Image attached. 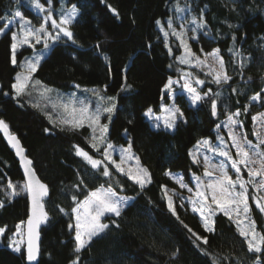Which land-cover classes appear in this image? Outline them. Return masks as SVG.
Returning <instances> with one entry per match:
<instances>
[{
  "label": "trees",
  "instance_id": "1",
  "mask_svg": "<svg viewBox=\"0 0 264 264\" xmlns=\"http://www.w3.org/2000/svg\"><path fill=\"white\" fill-rule=\"evenodd\" d=\"M32 1L0 0V27L12 21L19 9L37 20L30 8ZM68 4L79 10L71 25L75 43L67 38L55 43L33 79L64 94L90 89L115 96L117 107L109 141L117 146L131 143L141 164L150 168L151 182L141 189L114 170L111 178L104 177L102 169H93L76 155L75 146H79L94 158L100 157L91 147L90 127L52 123L49 107L39 104L36 94L15 96L11 84L21 68L10 63L11 31L6 33L0 38V119L20 138L33 168L50 189L46 203L49 223L41 232L38 264H72L77 255L79 264H213L214 257L220 264H254L257 257L264 264V253L248 252L236 224L224 214L214 216L215 231L207 233L199 216L184 212L180 205L177 219L164 196L165 188L174 186L167 172L180 173L186 183L194 185V175L201 172L191 152L205 139L216 141L217 125L229 115L241 111L244 131L253 139L252 117L264 110V0H68ZM187 6L206 21V27L191 43L195 51L218 49L232 79L217 85L206 73L187 68L193 79L204 81L199 93L211 92L197 106L185 94H177L183 117L178 118L174 129L155 128L145 112L151 108L161 114L163 105L171 104L164 85L169 78H180L185 68L178 62L179 44L172 39L170 51L159 25H166L178 8ZM235 52L240 53L239 58ZM32 55V49L21 48L18 64ZM256 93L261 94L259 105L251 104L245 111ZM213 99L216 115L212 114ZM9 181L17 186L19 195H11ZM24 183L19 162L0 132V201L4 203L0 228L6 229L0 240V264H26L24 250L17 255L10 244L30 213L27 192L20 191ZM102 185L129 198L127 206L119 217L105 218L109 227L104 234L77 254L75 213L71 210ZM255 217L262 226L261 213L255 212ZM193 232L207 236L208 244L197 242Z\"/></svg>",
  "mask_w": 264,
  "mask_h": 264
},
{
  "label": "snow or ice",
  "instance_id": "2",
  "mask_svg": "<svg viewBox=\"0 0 264 264\" xmlns=\"http://www.w3.org/2000/svg\"><path fill=\"white\" fill-rule=\"evenodd\" d=\"M33 2L35 9L39 12L45 13L42 18V23H40L38 27L34 26L29 19L24 17L22 12L17 11L15 12V16L19 18L17 21L19 29L18 31L11 32L10 63L13 66L21 68V71L16 73L14 82L11 84V88L14 90L16 97H22L25 95L31 96L32 90L37 89L38 87L42 89L41 95L52 91L51 89L42 86L40 80L33 79V74L37 71L40 60L43 58L42 54L35 56L32 59L25 57L23 63L18 64L17 52L21 48L25 45L35 48L36 44L43 43L44 48L47 49L49 47V40L56 41L59 40L61 36L66 37L68 40L75 43L73 32L71 31V25L74 23L78 15L76 5H72L71 8L66 11L62 10L59 19H56L53 16L50 6L46 7L44 4H41L39 0H33ZM112 11L115 12V9ZM181 11H183V9H181ZM49 22L51 23V28L56 29L55 34L49 30ZM192 24L194 25L192 31L206 27V21L195 17L192 19ZM8 26V24H5L4 27H0V35L4 34L5 28ZM169 26L171 27V21H169ZM164 35L167 37L169 33L165 32ZM172 35L180 40V44L183 46L186 53V56L181 58V63H189L190 61L188 57H191L197 61V66L208 69L206 74L211 75L213 77V82L217 85L228 84L231 81L232 77L227 74L225 62L223 57L219 55L218 49L208 55L216 60L219 65V71L208 65L206 60L201 61L199 60V57H196L195 54L192 53L190 45L185 39L187 36L186 30L177 31L173 28ZM97 47H99V45H97ZM229 51L234 50L229 49ZM234 54L239 58V52H235ZM105 59H107V57H105ZM240 67H244L243 61H240ZM178 83H180V81L169 78L164 85L163 90L174 93L173 86ZM195 83L203 85L204 81L197 79ZM181 87L187 90L190 94L193 105L202 101L204 96H207L208 93L211 92V89H209L208 92L204 93L202 96L188 80H185ZM124 90L125 88L121 89V91ZM233 91L236 90L233 89ZM262 91H264V89H262ZM4 94L7 95L8 93ZM94 94L99 97L100 101L95 110H90L88 105H82L79 108H76L71 101L68 104L61 105L69 119H63L60 123L79 128L83 127L85 122H87L93 132L91 137V140L93 141L91 147L95 149L96 152H100L101 147L104 149L101 153L102 159L94 158L89 152L79 146H75L76 155L82 157L93 169H102L101 174L104 177H112L113 173L109 168V165L111 164L117 172L126 175L143 189L146 183L151 182L150 173L146 168L139 166V157L135 156L132 152L131 143H129L126 148L122 147L119 149V161H117L113 158V154L116 152V147L105 139L108 131V124L101 123V116L102 114H107L106 118L111 122L112 114L116 111L117 98L115 96H100L98 92H95ZM216 95L218 96L219 93ZM251 99L253 101L260 100L261 94L256 93ZM33 107H39V105L34 104ZM211 107L212 114L216 115L217 103L215 99L212 100ZM162 110L164 112L163 117L154 116L151 108L145 112V115L150 119L157 121L155 124V127L157 128L160 127L158 122L162 119L165 128L174 129L177 119L182 118L183 113L174 104L172 106H163ZM245 111H247V109H245ZM240 115H242V113L239 110L232 115H229L228 123L226 124V127H228V136L231 139V145L235 148V157L230 151L225 150L223 147H214L207 139L200 142L203 147L224 158L219 164H213L208 156L203 157V175L204 177L209 178L207 182L203 181L200 176L194 175L193 178L197 181V185L195 191H193V188L189 187V185L184 182L182 176H172L170 172H167L166 175L172 176L180 188L187 189V191L192 194L187 197V200L191 204V210L194 213H198L201 217L205 232L212 233L215 231V221L211 218L218 210L236 224L240 236L245 239L247 251L253 254H261L264 253V232H258L255 220L250 218L251 206L249 205V186L256 188L258 193L264 192V150L261 149V145H264V113L252 117L254 122H262V128L254 133L259 141L257 144H253L252 141L248 140L246 135H240L235 131V126L237 124H242V122L234 119V117H239ZM48 118L49 120H52L50 115ZM219 127L220 125H217V128ZM0 130L4 132L9 143L16 150V155L20 157V161L24 166V174L27 176L26 182L20 189V191L27 192L30 195L32 202V215L27 220V260L36 261L39 254V246L37 244L39 239L38 229L42 223H45L48 220V213L45 211L42 202L43 198L48 194L47 185L40 182L38 177L35 176V171L31 166L32 161L24 155V149L22 148L19 139L9 132L8 124L2 119H0ZM125 133H127V129H125ZM133 160L137 166L135 169L131 166L124 167L128 161ZM193 161L194 163L201 162L196 155H193ZM229 163L236 173L235 179L228 174ZM242 167L247 171L248 179L244 178ZM215 172H219V175H214ZM257 178L259 179L257 180ZM8 187L12 189V196L20 194V192L17 191V186L12 184L11 181H9ZM76 187H79V185ZM173 195L178 194L173 190V194L170 195L165 188L164 196L167 200V207L169 211L179 219ZM128 199L129 198L119 196L112 187L105 188L102 185L99 188L90 191L83 201H79L76 207L71 210L75 213L76 246L74 252L77 254L81 253L90 245L94 237L103 233L109 225L107 223H101V217L106 213L119 217L123 207L127 206ZM183 199L184 198L181 197V200ZM73 200H76L75 196H73ZM254 201L259 211L264 213V196L257 195L254 197ZM183 206V203H181L180 207ZM3 207L4 203L0 201V208ZM113 223H115V221H113ZM72 227V225H69V228ZM185 227H187V225H185ZM5 231L6 229L0 228V236H2ZM189 231L191 232L192 230L189 229ZM192 234L197 242H202L205 245L208 244L209 241L207 236H200L194 232ZM15 243L18 245L19 242ZM199 246V243H197V247ZM15 251L20 252V247L16 246ZM205 255L209 254L205 251ZM227 259L228 258L225 257V260ZM72 264H79V255L76 256ZM213 264H220V260L214 257ZM254 264H261L258 257L255 259Z\"/></svg>",
  "mask_w": 264,
  "mask_h": 264
},
{
  "label": "rangeland",
  "instance_id": "3",
  "mask_svg": "<svg viewBox=\"0 0 264 264\" xmlns=\"http://www.w3.org/2000/svg\"><path fill=\"white\" fill-rule=\"evenodd\" d=\"M39 2L41 4H44L46 7L50 6V8H51V10L53 12V16L56 19H59L62 10L66 11L67 9L71 8V6H72V5L68 4V0H57V1L49 0L47 3L43 2L42 0H39ZM30 8H32V10L35 12V14L37 16L36 17L37 20H34L33 18H28L24 14L23 15H24L25 18H27V19H29L31 21L32 25L38 27L40 25V23H42V18L45 15V13L39 12L37 9H35L33 1L30 4ZM181 9H183V11H181ZM19 11L23 13V11L21 9H19ZM78 15H79V10H78ZM78 15H77L76 19L79 17ZM194 17L197 18V19H201L198 15L196 16V12L193 11L190 6L180 7V8H178L176 10L175 15L172 18H170L169 20H167L166 25L162 24V23L159 25L160 32H161V34H163V37H164V39L166 41V45H167V47H168V49L170 51H171V45L170 44H171L172 39H175L177 41V43L179 44V46L181 48V54L179 56L178 62H179V64L181 66H185V68L183 69L184 72L181 74L180 78H172L173 80L180 81V83H178V84L173 86L174 93L166 91L168 93V96H169L170 100H171V104L170 105L164 104L163 106H172L174 104L176 107H178V105L176 103L177 94H183V95L185 94L187 97L190 98L189 100L191 101L190 94L187 92V90H185V89H183L181 87V85L184 83L185 80H188L191 83V85L193 87H195L197 92L199 93V89H200V87H202V85L195 83L196 80L193 79L192 76H190L189 70L187 68H196L199 71H202L203 73H207L208 72L207 68H203L201 66H197V61L195 59L191 58V57H188V59L190 61L189 63H181V58L185 57L186 53H185V50H184L183 46L180 44V40L176 36L172 35V29L173 28L176 29L177 31H185L186 30L187 31V36L185 37V39L188 41L192 53H194L196 57H199V60H201V61L206 60L208 65L212 66L213 68H216L217 71H219L218 63L216 62V60L213 57L208 55L209 53L196 52L194 47H193V44H191L193 40L198 38L199 32L202 31V28H198V29H196V31H192V29L194 27V25L192 24V19ZM18 20H19V18L15 16L13 18V20L8 23L9 26L7 28H5L4 34L0 35V38L2 36H4L6 33H9V31H11V32L12 31H18V29H19V24L17 23ZM202 20L204 21L203 17H202ZM169 21H171V27L169 26ZM48 27H49V30L52 31L53 34H55L56 29L51 28V23L50 22H49V26ZM165 32L169 33V35L167 37H165V35H164ZM63 38H66V37L61 36V38L59 40H56V41L49 40L48 41L49 47L47 49L44 48L43 43L36 44L35 48H31V47H29L27 45H25L24 47L32 49V51H33L32 58L42 54L43 58L40 60V64H39V66H40L42 64V62H43V59L52 51L51 49H52L53 45L55 43H58L59 41H61ZM215 50H217V49H214V51ZM212 52H210V53H212ZM219 55H220V53H219ZM32 58H29V59H32ZM39 66H38V68H39ZM209 76H211V75H209ZM211 80L213 81V77L212 76H211ZM49 89H51V88H49ZM41 90L42 89L38 87L37 89H33L32 92H33V94H36L37 101H38L39 104H42L45 107H49L48 109L50 110V112H48V115H50L52 117L51 122L52 123H59L61 125H68V124H62V123H60V121L63 120V119H69L68 115L65 113V111L61 107V105L68 104L71 101L73 103V106H75L76 108H79L82 105H88L90 110H95L97 104H99L100 101H99V97L96 94H94V93L98 92L100 96H106L105 94H101L99 91L90 90V89L87 90V91H84V92L76 91V92L66 93V94H64L63 92L58 91L57 89H51L52 90L51 92H46L43 95H41ZM34 91H35V93H34ZM52 92L53 93H57V94L54 95ZM259 103H260V100H257V101H253L252 100L251 103L247 107V112L249 111V109L251 107L250 106L251 104L259 105ZM198 104H199V102L197 104H195V105H193V103H192L193 106H197ZM162 109H163V107H162ZM180 111H181V109H180ZM260 113H264V110H261L260 112L256 113L254 116H257ZM153 115L154 116L163 117L164 112L162 110L161 114H156L153 111ZM113 116H114V114H112L111 120H112ZM106 117H107V114H102L101 123L102 124H104V123L108 124V131L106 133L105 139L108 142H110L109 141V135H110L109 131H110L111 122H109ZM147 119L151 122L152 126L155 127V124L157 123V121H155L153 119H150L149 117H147ZM234 119H236L238 121H241V117L240 116L239 117H234ZM53 121H55V122H53ZM177 121H178V119H177ZM158 123L160 124V127L164 128L162 119ZM227 123H228V119H226L225 121H223L222 123L219 124L220 127L218 128L219 132H218V135L216 137V139H217L216 141H212V140H209V139H207V140H209L211 142V144L214 147H216V148L223 147V148H225V150L230 151V153L235 157V154H236L235 153V148L232 147L231 139L228 136V127H226ZM84 126L89 127L87 122H85ZM252 127H253V139H249L247 137V135H246V133L244 131V127H243L242 124H237L235 126V131L238 134H240V135H246L248 140L252 141L253 144H257V143H259V141H258V139H257V137H256V135L254 133L262 128V122L261 121H257V122L253 121ZM155 128H157V127H155ZM91 131H92V129H91ZM91 134L93 135V132ZM97 135H98V132H97ZM113 145L116 147V152L113 154V158L116 159L117 161H119V149L122 148V147L126 148L127 146H125V145L117 146L115 144H113ZM261 149L264 150V145H261ZM103 150H104L103 147H101V151H100V154H99L100 157L98 159H102L101 153L103 152ZM134 155L136 156V154H134ZM193 155H196L199 158V160L201 161L200 163H196L197 166H199L200 172H201L200 175H198V176H200L202 178V180L205 181V182H207L209 178L208 177H204V175H203V172H204L203 157L204 156H208L213 164H219L222 160H224L223 157L219 156L216 153H213V152L209 151L207 148L203 147L200 143H198L197 146L191 152L192 161H193ZM226 163H228V162H226ZM129 166L133 167L134 169L137 167L134 160L133 161H128L126 163V165H124V167H129ZM139 166L142 167V168H146L148 170V172L150 173V168L148 166H146L145 164L144 165L141 164L140 160H139ZM109 168H110L111 172L113 170L116 171L114 166H112L111 164L109 165ZM242 172H243L244 178L248 179L247 171L244 170L243 167H242ZM120 174H122V173H120ZM171 174H172V176H182V174H180V173H177V174L176 173H171ZM228 174L231 175L233 177V179L236 178V173H235L234 169L231 168L230 163L228 164ZM214 175H219V172H215ZM172 176L167 175V177L170 179L171 183L174 184V186L173 187H167L166 189L168 190L170 195L173 194V190H175V193L178 194V195H173V200H174V202L176 204V211H177V206L180 205L181 203H183L184 206L181 207V208L183 209L184 212L194 213L191 210V204L187 200V197H189L192 194L189 193L187 191V189L180 188L179 185L172 178ZM150 178H151V174H150ZM258 179L259 178H257V180ZM131 181H133V180H131ZM184 182L186 183L185 180H184ZM193 183H194V185H192V186L190 184H188V183L187 184L189 185V187L193 188V191H195L196 185H197V181L195 179H193ZM146 184H145V186H146ZM118 195L121 196L120 194H118ZM257 195L264 196V192L258 193L256 188L249 186V205L251 206L250 218L255 220L256 226H257V231L258 232H264V213H261L259 211V209L256 207L255 201H254V197L257 196ZM181 197H183L184 199L181 200ZM125 207H123L122 211L125 209ZM255 212H260L261 213V216L263 218V225L262 226H260V224L257 223L256 217H255ZM218 213L221 214L222 212L217 210L216 214H218ZM196 214L199 216L198 213H196ZM109 216H114V215L106 213L103 217H101V223H107L105 221L106 220L105 218H107ZM214 216L211 219H213ZM199 218H200V222L202 224L201 217L199 216ZM24 228H25V224L20 226V228L18 230V233H17L18 235L10 243L11 244V249L17 255H19V253H21L25 249ZM104 232L101 233L100 235L104 234ZM2 236H0V240H1ZM15 242H19L18 245ZM16 246L20 247V252H16L15 251V247Z\"/></svg>",
  "mask_w": 264,
  "mask_h": 264
},
{
  "label": "water",
  "instance_id": "4",
  "mask_svg": "<svg viewBox=\"0 0 264 264\" xmlns=\"http://www.w3.org/2000/svg\"><path fill=\"white\" fill-rule=\"evenodd\" d=\"M0 132H1V134H2V137L5 139V142H6V144H7V146H8V148H10V150H11V152L14 154V156H15V158L17 159V161L19 162V166H20V169H21V171H22V176H23V180L26 182V180H27V176L24 174V166H23V164L21 163V161H20V157L19 156H17L16 155V150L11 146V144L9 143V141H8V138H7V136L4 134V132L2 131V130H0ZM9 132L11 133V131L9 130ZM15 135V134H14ZM16 136V135H15ZM17 137V136H16ZM18 139H19V141H20V144H21V146H22V148L24 149V155L28 158V153H27V149L26 148H24L23 147V145H22V143H21V140H20V138L19 137H17ZM28 159H30V158H28ZM31 160V159H30ZM32 161V160H31ZM32 168H33V161H32ZM34 169V168H33ZM95 170H97V169H95ZM34 171H35V176L36 177H38V179L40 180V182H42L43 184H45L40 178H39V176H38V174L36 173V170L34 169ZM46 185V184H45ZM47 189H48V186H47ZM27 197H28V200L30 201V209H29V216H28V219H29V217L32 215V202H31V197H30V195L27 193ZM49 197H50V189H48V194H47V196H45L44 198H43V200H42V202H43V204H44V208H45V211H46V203L49 201ZM47 212V211H46ZM48 213V212H47ZM27 219V220H28ZM27 220H26V222H25V228H24V234H25V236H24V244H25V249H24V253H25V255H26V264H38V262H39V260H40V257H41V245H42V243H41V241H42V230L44 229V228H46L47 227V225H48V221H49V215H48V220L45 222V223H42L41 225H40V227H39V229H38V231H39V239H38V241H37V244H38V246H39V254H38V257H37V260L36 261H28L27 260V243H28V228H27Z\"/></svg>",
  "mask_w": 264,
  "mask_h": 264
}]
</instances>
